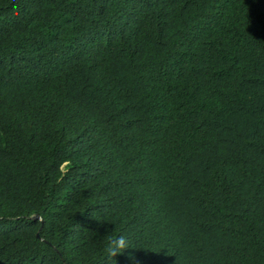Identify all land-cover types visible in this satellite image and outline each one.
<instances>
[{"label":"trees","instance_id":"1","mask_svg":"<svg viewBox=\"0 0 264 264\" xmlns=\"http://www.w3.org/2000/svg\"><path fill=\"white\" fill-rule=\"evenodd\" d=\"M0 264H264V0H0Z\"/></svg>","mask_w":264,"mask_h":264},{"label":"clouds","instance_id":"2","mask_svg":"<svg viewBox=\"0 0 264 264\" xmlns=\"http://www.w3.org/2000/svg\"><path fill=\"white\" fill-rule=\"evenodd\" d=\"M128 247L127 244V238L126 237H119L115 243V245L113 246V248L111 249V255L112 256H116L117 253H119L122 250H125Z\"/></svg>","mask_w":264,"mask_h":264}]
</instances>
